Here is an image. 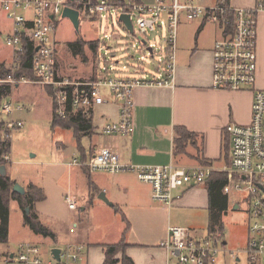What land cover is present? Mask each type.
<instances>
[{"label":"built area","instance_id":"obj_1","mask_svg":"<svg viewBox=\"0 0 264 264\" xmlns=\"http://www.w3.org/2000/svg\"><path fill=\"white\" fill-rule=\"evenodd\" d=\"M67 6L79 10L81 17L85 16L101 25L105 39L111 38L106 35L107 26L115 19L130 38L131 48L138 46L136 50L143 54L141 58L149 56L152 59L153 70L147 72L142 63L135 61L134 56L125 64L120 60L113 63L117 58L116 52L122 47L118 45L114 48L117 42L112 43L111 39H100L94 80L59 78V52L54 36L58 20ZM0 8L13 25L6 40L7 47L12 51V74L0 83L51 87L60 118H67L71 111H93L111 98L120 105V112L117 122L102 128V133L110 136H129L134 132L136 89L173 87L182 16L185 15L190 21L207 18L218 24L224 30V37L215 43L211 87L217 91L252 92L253 95L251 123L231 124L228 127L231 167L225 171L235 177L224 187L223 192L228 195L232 186L248 194L249 236L243 253L248 264H264V192L259 188V185L264 186V89L257 87L258 18L264 13V0H255L254 6L249 8L225 4L204 6L200 0H156L150 4L139 0H0ZM122 15L130 16L133 32L120 21ZM153 33L158 34V42L148 38ZM27 46H31L34 51L33 78L23 76L18 80L15 74L21 68L22 55ZM17 109L20 107L6 103L3 112L10 115ZM6 122L12 132L24 127L22 121L12 119ZM69 166L111 175L132 172L139 181L152 187L154 201L169 207L180 199L179 190L201 186L215 173L213 167L204 165L180 167L171 163L167 166L127 167L121 164L119 155L110 148L99 149L86 162L76 158ZM66 202L71 211L79 209L71 196L66 197ZM162 246L170 253L173 260L170 264H219L220 258L227 255L236 263L241 261L238 253L228 251L224 233L220 231L208 233L205 237H195L188 228L172 227L168 240ZM54 249L60 250V261L55 260ZM54 249L51 250L50 260L45 261L38 245L23 243L13 254L10 263L81 264L85 260V248L81 245L67 243L64 247Z\"/></svg>","mask_w":264,"mask_h":264},{"label":"crops","instance_id":"obj_2","mask_svg":"<svg viewBox=\"0 0 264 264\" xmlns=\"http://www.w3.org/2000/svg\"><path fill=\"white\" fill-rule=\"evenodd\" d=\"M139 1L145 2L144 0ZM218 1L214 5H217ZM254 4L255 0H245L243 5H234L230 2V5L245 8L252 7ZM8 22L10 23L9 36L13 25L10 21ZM209 23L212 22L207 18L190 21L185 15L182 16L178 30L173 87H148L135 90L134 132L129 136H110L102 133L104 126L119 120L120 105L117 102L109 98L107 103L96 107L93 110L94 135L91 138L82 139V148H79L77 144L78 158L83 156L89 158L101 148H110L119 155L121 164L127 167L167 166L171 163L180 167L204 165L213 167L215 173L226 175L229 182L235 177L225 171L231 167V136L228 127L231 124L248 125L251 123L253 95L251 92L217 91L211 87L213 51L215 43L224 37V30L217 24L221 29L222 37L210 36L206 30V25ZM55 37L56 33L54 39L57 43ZM92 41L96 40L88 42ZM89 51L91 53L89 65L85 67L81 64L82 68L72 65L70 66L71 72L69 71L67 74L62 69L59 52L58 77L71 81L94 80L96 78V64L90 49ZM257 53L259 64L257 87L264 89V13L258 18ZM4 62H0V64H5ZM11 63L12 51L10 64H7L9 65L8 69H10ZM80 69V76H77L75 73H79ZM24 85L38 87L35 84ZM20 87L21 85L16 86L14 92ZM176 127H183L196 136L194 143L189 144L185 152L178 155L175 153ZM69 164L70 169L78 168L89 178L85 202L83 206H78V216L81 217L84 214L88 217L90 206L97 201L102 202L103 200L99 197L104 194L110 203L105 204L108 207L105 211L124 215L130 224V229L125 236L128 245L126 256L134 264L173 263L169 251L162 246L169 238V229L172 227L188 228L185 226L189 217L199 210H206L210 219V180L198 187L179 190L180 199L169 207L154 201L152 187L139 181L132 172H122L115 175L105 172L91 173L86 168L69 166ZM6 170L8 174L7 167ZM98 175H106L108 180L105 179L104 181ZM30 184L41 187L34 183ZM26 187H24L25 190ZM41 188L46 195L44 201L46 202L48 200L47 189L46 187ZM223 194L226 195L224 192ZM67 196L78 197L67 194L65 199ZM38 204L36 208L41 218ZM124 223L126 224L125 221ZM126 227L127 225L122 233V238L126 232ZM188 229L191 230L193 236L200 237L197 235L198 231ZM52 231L56 234V240H53L54 244L61 242V236L71 235L79 239L83 237L77 220L72 221L68 229L62 228L59 233ZM60 234L62 235L60 236ZM207 234L208 230L201 237H205ZM119 242L91 243L81 239V241L77 240L73 244L85 248L83 264H104L105 248L101 246L114 245ZM225 242L227 246L228 242ZM14 253H7V257L10 255L9 259L7 258L8 264H11L10 260ZM122 258L123 254H118L117 259L121 260Z\"/></svg>","mask_w":264,"mask_h":264},{"label":"rangeland","instance_id":"obj_3","mask_svg":"<svg viewBox=\"0 0 264 264\" xmlns=\"http://www.w3.org/2000/svg\"><path fill=\"white\" fill-rule=\"evenodd\" d=\"M144 1L143 3L150 4L156 0ZM200 2L204 6H211L216 4L217 0H200ZM244 2L245 0H231L234 5H243ZM107 27L106 35L111 36L109 39L104 38L105 31L101 29V25L89 21L85 16L81 17L79 33L76 32L69 19L61 18L58 20L55 38L58 44V52H60L59 60L65 74L70 71V66L76 65L82 68V64L87 67L91 61L89 49H86L84 58L74 54L72 45L79 38L85 42L100 39L108 41L111 39L112 43L117 42L114 48H117L118 45L122 47L121 50L116 52L117 58L113 60V63L120 60L122 64H125L126 61L131 60V56H134L135 61L142 63L147 72L153 70L152 59L149 56L141 58L143 54L136 50L138 46L131 48L130 38L126 36L125 31L115 19ZM206 30L210 36L222 37L221 29L216 23L212 22L206 25ZM9 31L10 23L0 8V62L6 61L4 63L7 67L11 60V50L6 44ZM148 38L153 42L159 40L157 33L150 34ZM133 44L135 45V43ZM126 47L130 49L126 50ZM78 72L75 74L80 76L81 69ZM123 72L130 73L128 70H123ZM37 86L35 88L31 85H21L13 96L4 102V105L12 103L16 108L20 107L10 115L3 113L4 119L6 121L14 119L24 123L22 129L11 131L12 153L6 166L8 174L23 187L30 183L46 187L48 200L38 204L37 207L41 212V222L52 230L59 233L62 228L68 229L72 221L77 220L83 234L81 239L88 240L91 243L119 242L126 224L122 219V215L105 211L108 208L105 205L106 202L97 201L91 205L88 217L84 214L79 217V210L71 211L69 209L65 195H77L78 197H73L76 199L78 206H83L89 187V178L80 169H70L68 167L69 163L78 158V142L73 131L52 129V100L43 86ZM98 176H101L104 181L105 179L108 180L106 175ZM230 187L231 191L227 195L229 200L228 211L223 215L221 222L225 241L228 242V251L238 253L241 261L236 263L232 257L227 255L220 258L219 264H248L246 255L243 253L247 247L249 236L248 194L237 191L232 186ZM237 206L239 209H236ZM23 220L24 212L19 203L12 201L8 225L9 240L6 244H0V264H8L7 253L16 252L22 243L32 242L38 245L43 251L44 260L49 261L51 250L56 248V245L64 247L66 242L73 244L77 240L81 241V239L71 235L63 237L60 234L61 242L54 244L52 239L35 234L29 227L24 225ZM209 225L208 212L199 210L189 217L185 227L195 229L198 231L197 235L201 237L207 232Z\"/></svg>","mask_w":264,"mask_h":264},{"label":"trees","instance_id":"obj_4","mask_svg":"<svg viewBox=\"0 0 264 264\" xmlns=\"http://www.w3.org/2000/svg\"><path fill=\"white\" fill-rule=\"evenodd\" d=\"M112 2H119V0H110ZM231 0H219L218 4L230 5ZM99 47L98 41L85 42L81 38L72 45L74 54L76 56L85 55L86 48L92 52L93 59L96 61L97 50ZM33 55L34 51L31 46H27L25 53L22 55V65L19 71L16 72L15 77L19 80L23 76L33 78ZM12 74L11 69L3 63L0 64V80H7ZM13 86L8 83H0V167L7 166L6 158L10 157L12 153V138L11 131L7 128V122L4 119V102L8 101L14 92ZM49 97L52 99V129L71 130L74 137L78 142L79 148H82L81 141L83 138H91L94 135L93 126V111L83 112L79 111L73 113L72 111L67 118H60L57 115V105L54 102V91L51 87H44ZM175 153H184L189 144L195 141V134L189 132L183 127L175 128ZM93 156V155H92ZM87 157H81L82 162H86ZM229 183V178L221 173H214L210 179L209 195H210V225L208 233L216 231L223 232L222 217L228 211L229 200L227 194H223L224 187ZM14 181L8 174H0V244L8 243L9 238V216L11 201H17L24 212V225L29 227L35 234L41 235L44 238L56 240V234L47 226H45L38 214L36 205L46 200V195L43 189L39 186L30 184L26 189V194L21 195L14 191ZM123 220L126 222V232L122 240L118 244L101 246L105 248V262L104 264H134L130 258L126 256L128 245L126 244V233L130 229V224L126 217L122 215ZM123 254L121 260L117 259L118 254ZM10 255H8L9 259Z\"/></svg>","mask_w":264,"mask_h":264},{"label":"water","instance_id":"obj_5","mask_svg":"<svg viewBox=\"0 0 264 264\" xmlns=\"http://www.w3.org/2000/svg\"><path fill=\"white\" fill-rule=\"evenodd\" d=\"M74 1V0H71ZM53 18V17H52ZM63 19H69L71 21V23L73 24L76 32H80V25H81V12L73 7L67 6L64 9L63 15H62ZM120 21H122L127 28L133 32L134 28L130 19L129 15H122L120 17ZM0 174L1 175H6L7 174V170L5 166L0 167ZM259 188L264 192V186L259 185ZM14 191L18 194L21 195H25L26 194V190L24 187H22L20 184L16 183L14 186ZM100 199H102L104 202L109 203L108 199L106 198V196L104 194H101ZM53 255L55 260L60 261V250L59 249H54L53 251Z\"/></svg>","mask_w":264,"mask_h":264},{"label":"flooded vegetation","instance_id":"obj_6","mask_svg":"<svg viewBox=\"0 0 264 264\" xmlns=\"http://www.w3.org/2000/svg\"><path fill=\"white\" fill-rule=\"evenodd\" d=\"M237 209H239V207L237 206Z\"/></svg>","mask_w":264,"mask_h":264}]
</instances>
